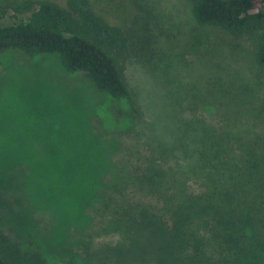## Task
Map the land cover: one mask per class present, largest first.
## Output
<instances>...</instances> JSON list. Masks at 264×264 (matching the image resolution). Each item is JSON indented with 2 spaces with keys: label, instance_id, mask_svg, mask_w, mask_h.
<instances>
[{
  "label": "rangeland",
  "instance_id": "374dc122",
  "mask_svg": "<svg viewBox=\"0 0 264 264\" xmlns=\"http://www.w3.org/2000/svg\"><path fill=\"white\" fill-rule=\"evenodd\" d=\"M140 1L171 39L165 40L147 17L134 23L130 6L123 11L109 6L126 26L134 25L132 32L160 36V47L153 42L144 48L133 38L126 78L138 110L99 90L85 72H68L57 55L0 53V167L10 168L0 169V177L10 187V201L16 205L20 200L22 208L47 218L49 231L37 239L39 244L60 245L87 225L81 204L108 173L95 169L106 162L112 169H133L139 155L149 156L156 145L167 152L190 119L214 133L207 142H193L199 149L209 146L197 169H230L222 179L225 185L233 183L231 170L252 173L253 179L264 175V67L255 59L264 22L236 37L218 27H198L191 0ZM10 2L0 0L5 7L0 26L29 17L8 7ZM192 128L189 135H194ZM53 155L55 162L67 164L87 156L91 161L84 162L92 170L81 175V169L48 167ZM112 236L101 234L96 242Z\"/></svg>",
  "mask_w": 264,
  "mask_h": 264
},
{
  "label": "trees",
  "instance_id": "16d2710c",
  "mask_svg": "<svg viewBox=\"0 0 264 264\" xmlns=\"http://www.w3.org/2000/svg\"><path fill=\"white\" fill-rule=\"evenodd\" d=\"M263 1L191 0V13L198 27H218L239 37L263 26ZM109 6L116 11L130 6L134 23L147 17L170 41L156 14L140 0H11L8 7L29 17L0 26V53L57 55L68 72H85L99 90L138 110L126 78L133 38L144 48L153 42L160 47V36L132 32L134 25L126 26ZM255 59L264 67V34ZM185 123L167 152L156 145L149 156L139 155L133 169H112L110 162L95 169L108 173L81 204L87 225L60 245L39 244L49 231L47 218L22 208L20 200L10 201V187L0 177V264H264V175L253 179L252 173L240 170L236 176L231 170L233 183L225 185L222 179L230 169H197L209 146L199 149L193 142H207L214 133L195 118ZM192 127L194 135H189ZM49 158L48 167L81 169V175L91 169L87 156L69 164ZM101 234L113 239L96 242Z\"/></svg>",
  "mask_w": 264,
  "mask_h": 264
}]
</instances>
